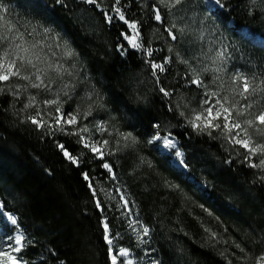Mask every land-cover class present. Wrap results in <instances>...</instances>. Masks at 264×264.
I'll return each instance as SVG.
<instances>
[{
	"label": "trees",
	"instance_id": "16d2710c",
	"mask_svg": "<svg viewBox=\"0 0 264 264\" xmlns=\"http://www.w3.org/2000/svg\"><path fill=\"white\" fill-rule=\"evenodd\" d=\"M4 1L25 20L49 23L68 39L88 67L89 80L84 79L83 86L92 98L78 91V97L67 105L72 112L79 107L83 114L91 104L93 118L102 123V129L88 123L90 116L86 121L83 115L78 116L79 124L88 126L100 142L108 141L101 160L77 142L80 136L70 134L75 131H60L58 125L52 130L45 119V127L31 123L27 117L34 106L22 111L27 103L25 94L18 97L7 90L0 94V197L27 233L21 251L24 263L111 264L103 223L106 220L117 232L122 228L118 220L122 212L100 192V183L107 182L120 187L136 204L152 232L162 264H242L238 257L244 253L236 245L249 254L247 264H254L255 257L264 251V172L249 166L244 150L242 162L222 151L216 130H212L214 137L202 134L181 115L179 95L191 101L198 92L187 65L179 60L180 55L191 60L190 53H185L191 45L180 26L171 29L177 37L171 39L166 15L160 11L162 20L156 21L155 9L145 5V0H121L119 5L115 0H97L99 6L85 0H42L45 5L40 10L27 5L35 0ZM252 1H224L227 9L219 20L227 16L237 29L263 31L264 0L250 6ZM114 6L121 8L129 22H137L142 48L134 49L124 39L132 30L118 19ZM105 14L113 17L111 23ZM156 27L159 35H155ZM248 53L264 72V51ZM153 62L163 64L165 71L157 70L154 76ZM161 87L169 95L165 96ZM167 127L172 129L166 131ZM167 132L189 153L201 148L219 154L220 169L190 156V163L196 161L195 171L198 164L205 163L204 174L212 190L201 192L151 142L153 135ZM129 133L136 143L131 137L124 139ZM59 144L79 163L66 158ZM104 162L115 177L102 167ZM93 190L98 191L95 196Z\"/></svg>",
	"mask_w": 264,
	"mask_h": 264
},
{
	"label": "snow or ice",
	"instance_id": "6c2138e0",
	"mask_svg": "<svg viewBox=\"0 0 264 264\" xmlns=\"http://www.w3.org/2000/svg\"><path fill=\"white\" fill-rule=\"evenodd\" d=\"M58 2H63V0H58ZM86 3L97 5V0H85ZM121 0H115V5H119ZM217 4L220 0H215ZM159 5H162L168 9H171L177 5L184 3V0H157ZM154 19L156 21H161L160 9L153 5ZM114 12L120 21H123L129 29L132 30V35L124 34V39L128 41L134 49H140L143 47L141 43L138 42L139 30L137 22H129L120 7L114 6ZM9 9L4 3H0V94L4 93L6 90L12 92L13 95H19V90L26 88H33L37 90H50V85L56 83V80H64V76L67 75L75 79L74 72L65 66L63 61L71 60L77 54L71 48L67 41H62L59 36L51 37L53 43H47L49 39L50 29L45 28L43 30V39H36V29L33 28L29 31L26 26L18 25L16 22L9 19L7 13ZM107 20L109 23L112 22L113 17L108 16ZM173 28L175 25L172 26ZM23 28V30H22ZM168 35L171 39L176 40V35L172 32L171 28L168 30ZM183 31V30H181ZM53 48L62 51V55L57 57ZM147 55L152 56L151 49L147 50ZM224 52H217L216 59H213L212 63L216 65L215 67L209 68L204 66L200 69L192 68L191 71V83L197 87L205 89L204 97L205 99L201 102V109L196 111L193 119L189 120V123L194 130L199 132H207L211 135V131L214 129H220L221 134L224 136L229 143L234 145H239L241 148L245 149L247 155L245 160L249 161V166L253 168L264 169V72L257 74L256 72L246 74L243 71L236 70L232 72L229 76L227 82L221 79V74L226 73L227 69L220 66L225 63ZM219 61V63H217ZM167 62V61H166ZM188 63V61H184ZM75 68V64L71 66ZM151 68L153 70V75L155 76L157 70L159 72H164L165 67L163 64L151 63ZM212 73V83L216 84V90H210L209 85L206 84L202 79L201 75L203 73ZM12 79L25 81V84L11 85L8 82ZM219 82V83H217ZM225 83L229 84V87L225 91ZM13 88L17 91L13 92ZM76 84L71 81L63 82L61 86V91H63L65 96L69 95V91H74ZM160 91L164 93L165 96L169 93L163 88ZM57 99L44 100L43 103L46 105H56L55 112L60 115L56 116L55 124L59 125V130L64 131V127L61 121L67 117L65 123L68 125H75L78 123L77 117L81 115L80 108L77 107L75 112L69 111L67 113H61L62 105L59 104V92L55 93ZM92 98V94H88V99ZM29 104L24 106L22 111L26 110L31 103L36 100L35 95L28 96ZM92 105L90 104L87 110L83 113L84 117L91 115ZM51 115V113H49ZM183 115V113H181ZM40 116L39 110L36 116L29 115L27 119L31 123L37 125L38 127H45L47 121L43 118L37 119ZM158 127V126H157ZM81 131H87L86 128L81 129ZM76 134V133H70ZM131 137L129 133L124 139ZM260 137V139H257ZM132 142L136 143V138L131 137ZM154 140H163L165 148H174L175 144L167 136L160 137L158 135L153 136ZM85 138L83 136L77 141L78 143H83ZM99 142L95 143H83L85 148H89L92 153L96 154L98 158L103 160V152L100 147H98ZM104 145L108 144V141H103ZM58 147L63 152L64 156L71 160L73 163L78 164L79 159L72 156L64 147L63 144H59ZM176 155L179 157L181 154L177 151ZM259 156V163H251V157ZM183 163V161H181ZM102 167L107 169L109 172L112 171L111 166L104 162ZM85 180L89 177L85 173ZM264 179V177H261ZM92 188V185L89 184ZM93 195L95 196V191L93 190ZM123 198V197H122ZM127 205V201L125 202ZM98 208L101 207L100 202L97 201ZM0 215L4 217V226H12V231H16L18 228V220L14 214L4 213L2 211V206H0ZM104 229V240L109 245V256L111 259V264H133L131 259H126L129 257V250L126 248L115 249L113 245V239L109 235V225L107 222L103 223ZM145 235L148 233L149 229H143ZM215 236V233L212 234ZM7 243V251L3 250L0 246V262L7 259L10 264H23V261L17 256L12 255V253H19L23 247L24 235L22 232H18L15 235L8 234L4 238ZM244 256L238 257L242 261V264H247V260L250 258L249 254L240 245H236ZM118 258H125L120 259ZM153 264H158L154 261ZM231 264V261H229ZM254 264H264V252H261L255 257Z\"/></svg>",
	"mask_w": 264,
	"mask_h": 264
},
{
	"label": "rangeland",
	"instance_id": "374dc122",
	"mask_svg": "<svg viewBox=\"0 0 264 264\" xmlns=\"http://www.w3.org/2000/svg\"><path fill=\"white\" fill-rule=\"evenodd\" d=\"M34 3H27L29 7H37L38 10L43 8L41 5H45L42 0H35ZM145 5L150 4V8L154 9L153 5L159 7L161 13L166 15V18L169 23H171L170 28L173 30L172 26H180L178 27L180 32L185 35V39L189 42L191 45V48L185 52L190 53L191 60L188 59V57L184 56L182 57L180 55L179 60L188 61L186 64L188 67V71H191L192 68L200 69L204 67L205 65L209 68L215 67L212 63L213 59H216L217 52H224V60L225 63L221 64L220 66L225 67L227 69L226 73L221 74V79L225 82L229 80V76L232 72L236 70H240L245 72L246 74H251L253 72H256L257 74L262 73L261 71V64L258 62V60H253V58H250V55L248 53L249 50H253V52H261L264 51V30L257 29V28H246V29H237L234 27V21L228 20L227 16H221L222 20L220 21L219 16L225 12L226 3L224 1L227 0H220V3L217 4L215 0H184V3L177 5L171 9H168L162 5H159L157 3V0H145ZM258 1V0H254ZM254 1L250 4V6H253ZM105 3L108 2V0L104 1ZM0 3H4L9 11L7 13L9 19L16 22L18 25L26 26V28L31 31V29H36V39H43V30L45 28L50 29L49 33V39L47 40V43H53L51 37L53 36H59L62 41H65V37H62V35H59L55 30L48 24L40 21H33L29 22L24 19V16H22L20 13L15 12L14 10H11L10 5L6 4L4 0H0ZM155 3V4H154ZM39 5V6H38ZM249 6V7H250ZM41 7V8H40ZM251 9V7L249 8ZM42 20V19H41ZM252 29V30H251ZM23 30V28H22ZM183 30V31H181ZM155 35H159L161 33L160 28H155ZM68 40V39H67ZM66 40V41H67ZM70 46L71 44L68 43ZM71 48L75 51V49L71 46ZM258 49V50H256ZM53 51L56 52L57 57H60L62 55V51L59 49L53 48ZM172 51V49H171ZM77 54L75 57H73L71 60H65L63 61L65 63L66 67H69L75 74V79L68 77L67 75L64 76V80H56V83L53 85H50V90H37L33 88H26L19 90L18 97L22 95H26L27 103L29 104L28 96L35 95L36 100L31 103V106H34V108L31 110V115L36 116L37 111L39 110L40 116L37 117V119H40L41 117L49 122V125L51 126L52 130H54L55 126V117L60 115L59 113L55 112L56 105H46L43 103L44 100H51V99H57V96L55 93L59 92V104L62 105L61 107V113H67L71 111L69 106L67 105L69 100H74L76 97H78V91L81 93L84 92V82L83 80H89L87 79V73L90 75L88 71L87 65L83 62V60L80 59L79 54L75 51ZM186 55V54H183ZM256 55V54H255ZM253 57V56H252ZM183 58V59H182ZM169 58H167L168 60ZM166 60V61H167ZM219 63V61L217 62ZM75 64V68H72L71 66ZM264 68V65H263ZM82 76V79L79 76ZM201 79L209 85L210 90H216V84L212 83V73H203L201 75ZM71 81L72 83L76 84V88L74 91H69V95L65 96L63 91H61V86L63 82ZM25 81L20 80H14L11 85L16 84H25ZM219 83V82H217ZM196 87V92H198L195 97H192L191 101L188 97L184 95H179L178 101L181 100V108L183 109V115L186 117L187 123L191 126L189 123V120L193 119L194 114L196 111H199L201 109V102L204 97L205 89L201 87ZM229 87L228 83H225V91ZM17 91L15 88H13V92ZM86 96L85 98H88V93L84 92L83 94ZM81 100V99H80ZM44 107V109L42 108ZM79 106V105H78ZM77 108V106H76ZM51 113V115H49ZM83 115V114H81ZM93 113L91 112L90 117H92L90 120H88V123L94 124L96 129H102V123H100L98 120H95L93 118ZM89 116L84 117L83 121H86V119L89 118ZM67 117H65L61 124L64 127V131H75L78 136H83L85 138L83 143H98V147H100L101 151L103 152V158L105 157V147L102 142L99 141L96 135H94L90 130L87 129L88 126L82 124H79V119L77 117L78 123L75 125H68L65 123V120ZM86 123V122H85ZM90 125V124H88ZM59 126V125H58ZM60 127V126H59ZM86 128L87 131H81V129ZM193 128V127H192ZM166 131H170L172 128L167 127ZM217 131V134H215V137H218L219 142L222 146V151L226 152L227 155L234 158H239L240 162L241 157L243 155L245 149L241 148L239 145H234L232 143H229L228 140L224 138V136L221 134L220 129H214ZM100 132V130H99ZM198 133V132H197ZM202 133V132H201ZM202 134H206L209 137H212L214 135V132L211 131V135L208 133L203 132ZM160 136L165 137L167 136L170 140L173 141L175 144L174 148H165L163 144V140H154L153 136ZM151 137V142L154 143L159 150L165 154L168 155L171 158V162L174 166H176L179 170L183 171L185 173V176L192 181L195 186L201 191L206 192L209 190H212V187H210L209 182L206 180L207 176L204 174V164L200 163L197 166V171L194 170L193 165L196 164V161H193L190 163V156L193 158V156H196L199 159L209 161L213 166H216L215 168L220 169L222 166L221 158L219 157V154L217 152H203L204 149L198 148V149H191L190 153L186 148L182 146L181 141H179L174 135L167 132L165 135L161 134H155ZM214 137V136H213ZM257 139H260V137H257ZM179 152L181 155L178 157L176 155V152ZM97 156V155H96ZM251 159H257L259 163V156L251 157ZM183 161V163H181ZM245 161V160H244ZM255 163V162H253ZM262 172H264V169L259 168ZM112 177H115L113 175V172L111 171ZM100 192L103 194L105 199L109 202V204L114 205V207H117L118 211L122 212V215L118 217L119 223L122 225V228H118L117 232H113L111 227L109 226V235L110 238L113 239V245L115 246V249L118 248H126L129 250V257L126 259H131L133 264H153L154 261L158 262V264H162L160 261L159 254L156 251V248L154 247V244L152 243L151 230L144 224L141 215L139 214L138 208L136 204L130 199L129 195L124 192L120 187L116 186H109L107 182L100 183ZM98 192V191H95ZM212 192V191H211ZM123 197V198H122ZM230 197L227 196L226 200H229ZM127 201V205H125V202ZM0 206H2V211L4 213L8 214H14L17 217L18 220V228L16 231H12V226L9 225L8 227L4 226V217L0 215V246H2L3 250L7 249V241L3 238L8 235H15L18 232H22L24 235V241L23 247L25 246L27 233L24 231L21 222L18 218V216L15 213L8 212L1 201L0 198ZM116 212L114 210L113 216H116ZM105 222H107L105 220ZM109 225V224H108ZM121 227V226H120ZM148 228L149 231L145 235L143 229ZM21 249V251H22ZM264 250V249H263ZM21 251L19 253H12V255L17 256L19 259L22 260V253ZM264 252V251H263ZM125 259V258H118ZM23 264L24 263V260ZM0 264H10V262L7 259H4Z\"/></svg>",
	"mask_w": 264,
	"mask_h": 264
}]
</instances>
